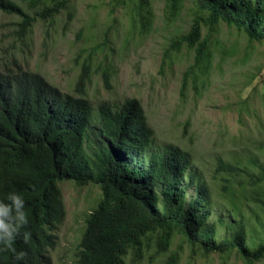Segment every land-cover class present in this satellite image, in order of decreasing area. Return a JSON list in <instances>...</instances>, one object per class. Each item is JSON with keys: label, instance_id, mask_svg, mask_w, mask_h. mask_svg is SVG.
I'll use <instances>...</instances> for the list:
<instances>
[{"label": "trees", "instance_id": "trees-1", "mask_svg": "<svg viewBox=\"0 0 264 264\" xmlns=\"http://www.w3.org/2000/svg\"><path fill=\"white\" fill-rule=\"evenodd\" d=\"M182 1L171 0L173 16ZM23 2L44 19L63 10L68 11L69 19L74 14L72 0ZM148 2L145 0L146 8L139 10V16L150 29L153 11ZM195 2L199 13L208 17L198 13L189 34L176 41L188 42L189 48L198 45L195 62L184 75L183 90L188 78L200 81L211 67L212 46L217 42L210 35L200 40L201 20L212 29L223 21L251 39L264 40V0ZM0 11L22 18L17 30L20 40L38 17L14 0H0ZM154 140L155 131L137 98L120 107L101 104L96 108L86 97L62 93L39 73L0 71V199L13 190L24 196L29 217L25 230L31 233L27 241L21 234L14 242L17 250L26 253L19 264H52L49 250L57 245V233L67 215L60 182L67 180L101 188L97 206L86 219L76 264H128L129 255L140 262L153 246L156 254L169 252L176 236L192 252L196 248L221 255L236 252L246 264L264 261V233L247 229L245 217L237 226H228L233 234L218 237L217 225L209 223L212 193L200 176L187 174L193 166L187 151L173 146L138 163L137 156L152 149ZM246 165L219 160L217 170L249 178L240 180L238 187L230 181L222 188L232 198L249 191L251 200L261 208L254 212L255 225L264 228V163ZM185 179L196 191L190 201ZM231 203L240 214L239 201ZM179 262L177 251L166 264ZM0 264L18 262L11 250L3 249Z\"/></svg>", "mask_w": 264, "mask_h": 264}, {"label": "rangeland", "instance_id": "rangeland-1", "mask_svg": "<svg viewBox=\"0 0 264 264\" xmlns=\"http://www.w3.org/2000/svg\"><path fill=\"white\" fill-rule=\"evenodd\" d=\"M14 1L32 16L38 15L23 0ZM149 1L150 29L139 16L145 0H72V19L67 10L48 19L38 15L21 40L17 30L22 18L0 11V71L39 73L62 93L86 97L96 108L120 107L137 98L155 131L152 149L137 156L138 163L173 146L187 151L193 162L187 174L200 176L212 193L209 223L217 225L218 237L233 234L228 226H237L242 217L247 229L264 233L262 226L255 225L254 212L261 208L249 191L232 198L222 188L230 181L238 187L240 180L249 178L217 170L219 160L247 167L264 163V40L251 39L223 21L212 29L201 20L200 40L210 35L217 42L212 46L211 67L200 81L188 78L183 90L198 45L189 48L188 42L176 41L189 34L199 13L197 4L183 0L173 16L171 0ZM251 170L258 173L254 166ZM189 181L184 180L188 201L196 194ZM60 187L67 215L57 233L58 243L49 253L52 264H76L86 219L97 206L101 188L71 180L60 182ZM233 199L242 207L240 214ZM192 249L176 236L169 252L156 254L153 246L140 262L129 255L127 263L166 264L179 251V264H246L236 252L221 255Z\"/></svg>", "mask_w": 264, "mask_h": 264}, {"label": "clouds", "instance_id": "clouds-1", "mask_svg": "<svg viewBox=\"0 0 264 264\" xmlns=\"http://www.w3.org/2000/svg\"><path fill=\"white\" fill-rule=\"evenodd\" d=\"M28 224L29 217L26 213L24 196L15 190L8 192L0 199V250H11L18 264L25 258L26 253L17 250L13 245L21 234L25 241L30 238L31 233L25 230Z\"/></svg>", "mask_w": 264, "mask_h": 264}]
</instances>
